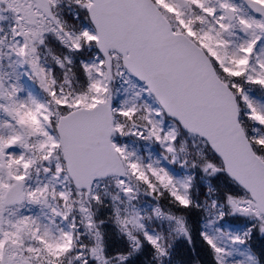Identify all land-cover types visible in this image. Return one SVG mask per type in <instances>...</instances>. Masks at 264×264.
Listing matches in <instances>:
<instances>
[{
  "label": "snow or ice",
  "instance_id": "obj_1",
  "mask_svg": "<svg viewBox=\"0 0 264 264\" xmlns=\"http://www.w3.org/2000/svg\"><path fill=\"white\" fill-rule=\"evenodd\" d=\"M0 264H264V0H0Z\"/></svg>",
  "mask_w": 264,
  "mask_h": 264
}]
</instances>
